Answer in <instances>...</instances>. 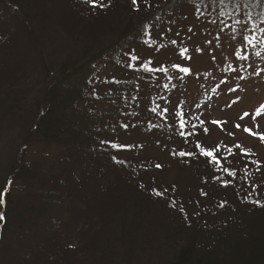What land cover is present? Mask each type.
<instances>
[{
	"label": "trees",
	"instance_id": "obj_1",
	"mask_svg": "<svg viewBox=\"0 0 264 264\" xmlns=\"http://www.w3.org/2000/svg\"><path fill=\"white\" fill-rule=\"evenodd\" d=\"M69 1L75 9L88 6L89 11L99 10L98 16L102 18L112 13L120 2L129 8L128 17L132 14L134 18L119 27L121 33L114 44L74 68H63L58 76L51 73L43 79V88L49 86L47 99L28 140L52 148L56 153L51 158L48 155L45 169L32 168L21 158L23 165L20 167V162L15 166L10 185L22 184L26 189L4 185L2 191L6 194L0 203V215L4 216L0 220V251L11 238L18 240L21 247L10 262L44 264L55 261L59 255L66 259L68 250L62 248L60 238L73 239L78 228L71 219L76 212H91L92 205L98 204L97 198L102 212L111 209L117 218L115 229L118 230L112 234L117 236L113 239L118 245L124 247L128 240L135 242L136 236L147 235V227L140 221L144 211L136 210L135 205L123 209L119 203L136 187L146 195L145 202L151 206L161 204L171 213L168 224L174 226V231H186L185 237L175 243L177 250L172 252V264H264V207L249 202L257 199L264 202V171L250 165L253 159L250 152L237 144L239 149L235 146L225 156L217 154L219 163H213L210 158L207 166L211 177L204 175V182L213 188L214 195L222 197L212 194L216 202L210 205L206 202L212 199L210 195L202 194L203 198L191 202V210L187 208L185 212L186 205L180 209L173 204L175 199L182 202L174 193L179 190L176 185L159 188L146 183V177L161 167H156L155 160L144 161V146L140 142L126 145L121 140L127 133L144 128L158 136L159 146H165L162 141L170 142L164 150L188 163L190 157L196 163L205 158L200 148L217 153L224 151L221 147L206 148L199 139L211 133L209 129L204 133L202 129L208 127L200 125L190 113L177 119L176 126L165 122L177 79L167 68L141 62L136 52L144 38L152 35V29L166 23L164 20L174 14L173 7L184 1L137 0L136 6L131 0ZM196 1L201 6L200 19L208 11L223 9L226 14H237L239 19L264 22V0H225L223 4L219 0L215 4L211 0ZM30 5L31 0H0V13L7 19H17L12 25L29 42L32 40L25 27L28 21L23 22L16 15L27 16ZM2 94L0 90V97ZM181 118L187 121L183 128ZM193 124L197 127L193 128ZM101 141L107 143L101 144ZM180 141L192 143L193 149L181 147ZM180 152L185 155L180 156ZM125 154L131 158H122ZM230 172L236 175L230 176ZM257 173L263 180H256ZM132 197L133 201L143 202L135 193ZM66 212H73V216L63 219ZM103 229L104 234L114 230ZM33 243L36 244L28 248Z\"/></svg>",
	"mask_w": 264,
	"mask_h": 264
},
{
	"label": "rangeland",
	"instance_id": "obj_2",
	"mask_svg": "<svg viewBox=\"0 0 264 264\" xmlns=\"http://www.w3.org/2000/svg\"><path fill=\"white\" fill-rule=\"evenodd\" d=\"M183 1L173 7L174 14L164 20L166 23L154 26L152 35L144 38L136 50L141 62L167 68L177 79L175 94L169 98L165 122L176 126L177 119L190 113L195 121H203L199 124L208 127L211 133L199 139L206 148L221 147L223 153L214 151L225 156L239 144L250 152L252 161L260 162L264 171V141L259 139L264 133V109H260L264 105V32L260 30L264 23L257 24L253 19V23L250 21L251 34L248 31L241 33L237 14H226L221 9L208 11L200 19L199 1ZM123 5L119 2L112 13L102 18L98 16L99 10L89 11L88 6L75 9L69 0H31L27 16L16 15L23 22L24 19L28 21L25 27L31 42L12 25L17 19H7L0 13V90H3L0 97V191L6 183L7 188L26 189L25 185L7 182L12 181V173L21 158L32 168L47 167L48 155L51 158L55 150L28 140L47 99L49 86L43 88V79L45 81L51 73L58 76L63 68H74L97 51L114 44L121 33L119 27L134 18L132 14L128 17L130 10ZM242 35L248 39L255 36L253 44H247V40L242 42ZM174 65L187 67L189 72L181 73ZM257 109L261 111L260 116L256 115ZM246 112L248 116L244 115ZM212 121L219 123L213 124ZM237 123L241 124L240 129L235 127ZM243 127H250L257 135L244 132ZM229 132L234 135L229 136ZM127 134L121 139L123 144L140 142L145 148L144 161L155 160L161 165V170H154L146 177V183L159 188L165 185L167 188L178 187L179 190H173L182 202L175 199V206L183 209L186 205L187 212V208L191 210V202L203 198L202 194L210 195L212 199L206 201L210 205L216 202L214 196L222 197L214 195L213 188L204 182V175L211 177L207 166L210 157L201 158L198 163L194 157L189 158L190 163L188 160L182 162L164 150L163 147L170 142L162 141L165 146H159L158 136L150 131L141 128ZM178 144L193 149L190 142L180 141ZM121 157L131 158L129 154ZM22 165L23 162L19 166ZM250 165L257 168L252 163ZM260 173H257V179L253 178L263 180ZM131 190L119 207L126 209L135 205L136 210L143 209L140 221L145 223L147 235L136 236L135 242L128 240L124 247L118 245L113 239L117 236L112 234L118 230L115 229L117 218L111 209L103 213L97 198L98 204L92 205L91 212H76L71 219L78 228L73 239L60 238L62 248L68 250L67 258L59 255L55 261L44 264H172V252L177 250L175 243L185 237V229L174 231V226L168 224L171 213L168 214L163 205L151 206L145 202L143 196L146 195L136 187ZM132 193L140 196L143 202L140 199L133 201ZM68 216H73V212H66L63 219ZM103 228L114 230L104 234ZM105 238L110 241H104ZM7 243L0 251V264H17L10 260L21 245L11 238Z\"/></svg>",
	"mask_w": 264,
	"mask_h": 264
},
{
	"label": "snow or ice",
	"instance_id": "obj_3",
	"mask_svg": "<svg viewBox=\"0 0 264 264\" xmlns=\"http://www.w3.org/2000/svg\"><path fill=\"white\" fill-rule=\"evenodd\" d=\"M90 2L91 3H95V0H90ZM219 2L221 4H223L225 2V0H219ZM131 3H132L133 6H136L137 5V0H131ZM211 3L215 4L216 3V0H211ZM212 23H215V21H212ZM262 23H264V22H262ZM237 24L240 25L241 33H243L244 31H248L249 34H251L252 28L250 26V22H249L248 19H245L244 17H241L240 19L237 20ZM260 30L262 32H264V27H262ZM189 31H191V28H189ZM241 39H242V42L244 40H247V44L252 45L253 44V41L255 40V36H252L251 39H248L247 37H245V36L242 35ZM185 51H187V50L185 49ZM135 58L136 57H133V59H135ZM242 59H246V58H242ZM174 66L175 67H178L179 68V71L181 73H188L189 72V68H187V67L180 68L179 65H174ZM262 71H264V70H262ZM255 74L256 75H259L260 73H255ZM237 75H238V73H237ZM229 90H231L233 92L236 91L234 88H230ZM208 106H211V105H206L205 107H208ZM260 109H264V105H261L260 106ZM260 109H257V111H256V115L257 116H260L261 115ZM244 115L245 116H248L249 114L246 112V113H244ZM186 123H187V121L185 119L181 118V120H180V126H181V128H183ZM200 123L202 124L203 121H200ZM212 123L213 124H216V123H219V122L218 121H212ZM224 123H227V121H225ZM192 127L193 128H196L197 126L195 124H193ZM235 127L237 129H240L241 128V124L240 123H237L235 125ZM257 127H259V125H257ZM203 131H204V133H207L208 132V128H204ZM243 131L246 132V133H250L251 135H254V136L257 135V133L256 132H253L250 127H243ZM181 135H185V133L184 132H181ZM228 135L229 136H232V135H234V133L229 132ZM259 139L262 140V141H264V133H262V134L259 135ZM105 143H107V141H101V144H105ZM112 146L113 147H116L115 144H113ZM196 146L197 147H200L199 144H197ZM236 147H237V149H239L240 146L239 145H236ZM229 151H231V149H229ZM200 152H201V154L204 157H206V158H209V157L212 158L213 163H219V161L217 159V153L215 151H206L203 148H200ZM179 155L180 156H184L185 153L184 152H180ZM188 155H191V153H188ZM251 163L253 165L257 166V171H260V162L259 161H252ZM156 167L159 168V167H161V165L157 164ZM225 171H227V169H225ZM229 175L230 176H235L236 173L235 172H230ZM11 182L12 181H8L9 184H11ZM5 194H6L5 191H0V203H3L4 202L3 201V196ZM157 195H160V193H157ZM249 202L254 203V204H257L258 206L264 207V202H261L258 199L257 200H252V201H249ZM3 219H4V216L3 215H0V220H3Z\"/></svg>",
	"mask_w": 264,
	"mask_h": 264
}]
</instances>
